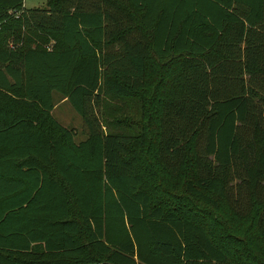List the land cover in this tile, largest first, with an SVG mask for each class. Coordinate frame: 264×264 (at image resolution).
Listing matches in <instances>:
<instances>
[{"label":"trees","instance_id":"1","mask_svg":"<svg viewBox=\"0 0 264 264\" xmlns=\"http://www.w3.org/2000/svg\"><path fill=\"white\" fill-rule=\"evenodd\" d=\"M0 264H264V0H0Z\"/></svg>","mask_w":264,"mask_h":264},{"label":"rangeland","instance_id":"2","mask_svg":"<svg viewBox=\"0 0 264 264\" xmlns=\"http://www.w3.org/2000/svg\"><path fill=\"white\" fill-rule=\"evenodd\" d=\"M22 6L25 8H41L45 5V0H21ZM8 14L12 13V10L7 12ZM21 35L14 39L12 35H9L5 39V47L7 48H16L20 46L21 43ZM17 61H14L16 64ZM156 70V64L152 61H147L145 66V77L146 82L150 83L154 80V74ZM149 85V84H147ZM147 87V86H146ZM51 100L53 102V108L50 113L51 116L63 127L72 129L74 132L73 141L78 142L79 140L84 138V134L82 132V122L80 116L73 110L70 104L61 98V95L55 91L51 92ZM217 216L220 220L226 216V210L222 208H217ZM227 222V221H226ZM226 224V223H225Z\"/></svg>","mask_w":264,"mask_h":264},{"label":"crops","instance_id":"3","mask_svg":"<svg viewBox=\"0 0 264 264\" xmlns=\"http://www.w3.org/2000/svg\"><path fill=\"white\" fill-rule=\"evenodd\" d=\"M22 3V2H21ZM24 7V6H23ZM19 190H21V189H19ZM16 192H18V190L16 191Z\"/></svg>","mask_w":264,"mask_h":264}]
</instances>
